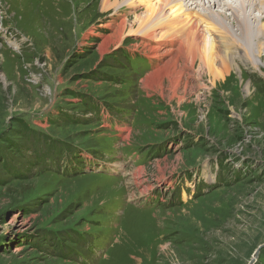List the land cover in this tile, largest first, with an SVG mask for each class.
Masks as SVG:
<instances>
[{
  "label": "rangeland",
  "instance_id": "1",
  "mask_svg": "<svg viewBox=\"0 0 264 264\" xmlns=\"http://www.w3.org/2000/svg\"><path fill=\"white\" fill-rule=\"evenodd\" d=\"M131 1L111 0L104 10L103 0H0V149L9 165L29 176L17 179L0 155V264H249L260 246L255 264H264V37L252 28L240 36L238 27L228 25L242 45L252 40L250 53L257 56L246 61L233 53L238 66L216 81L197 72L198 62L196 74L187 75L188 84L183 80L174 97L168 76L162 88L145 79L170 60L169 48L177 44L129 34L138 27L135 13L145 8ZM258 1L253 26L264 24L254 17L264 16ZM125 19L123 35L109 43ZM148 44L162 49L154 54ZM123 47L146 61L140 85L163 105L141 118L147 130L131 116L138 99L110 80L89 77L96 69L103 72L105 58ZM134 79L139 86L136 75L127 80V90ZM23 119L56 141L82 145L76 149L84 152L85 170L120 177V186L101 190L93 174L68 176L65 155L60 170L30 169L22 155L35 159V153ZM148 119L160 126L154 129ZM102 130L116 149L96 159L88 150L101 143ZM152 145L159 156L142 162L133 155ZM72 225L102 231L92 243L78 242L84 257L74 252L71 260L58 259L43 240L46 231Z\"/></svg>",
  "mask_w": 264,
  "mask_h": 264
},
{
  "label": "bare ground",
  "instance_id": "2",
  "mask_svg": "<svg viewBox=\"0 0 264 264\" xmlns=\"http://www.w3.org/2000/svg\"><path fill=\"white\" fill-rule=\"evenodd\" d=\"M221 1L140 0V5L145 6V8L142 13H135L136 26L138 25V27L137 29L131 28L129 34L140 32L145 37L144 41L152 39L159 45H162L160 41L163 40L169 46L173 45V42L177 44L175 49L172 48V51L169 48L170 60L167 59L164 66H161L145 79L148 86L155 85L162 88L165 76H168L171 81V92L174 94V97H177L181 82L185 80V84H188L189 81L186 80L187 75L191 78L196 74L195 67L198 62L197 72L202 70L205 75L211 76L212 80L216 81L221 76H224L225 73L228 74L235 66H238L236 63L237 58L234 59L233 53H236L246 61L251 58L252 61V55H256L254 50L250 53L252 40H249L247 45L244 46L228 33L226 27L230 24L238 27L240 32L237 34L240 36L245 35V28H252L257 38L260 39V33L264 37V24L258 23L254 26L251 24L257 0H244L243 2L240 0V4L236 3L237 5ZM258 4L264 5V0H259ZM110 6L111 0H103L104 10ZM215 7L218 8L216 11L211 9ZM198 8H203L205 11ZM241 12L243 13L242 15ZM229 16H232V18ZM254 17L257 19V22L259 18L263 22L264 16ZM227 20H229V23ZM126 24L127 19L120 22L115 34L110 37L109 43H114L121 38L126 29ZM238 29L235 31H238ZM147 46L151 50H155L154 54L158 53L157 49H162L161 46H150L149 44ZM106 47L107 45H105ZM262 52L263 46L260 45L257 53L259 58L262 56ZM156 57L163 59L164 56L156 55ZM180 61L185 62L182 69L179 67ZM254 67L259 69L257 65ZM197 76H199V79L202 78L199 73ZM214 81H212L213 85H215ZM261 89L263 90L264 87ZM179 97L185 98L184 95H180Z\"/></svg>",
  "mask_w": 264,
  "mask_h": 264
},
{
  "label": "trees",
  "instance_id": "3",
  "mask_svg": "<svg viewBox=\"0 0 264 264\" xmlns=\"http://www.w3.org/2000/svg\"><path fill=\"white\" fill-rule=\"evenodd\" d=\"M125 46V45H124ZM122 47V46H121ZM112 56H107L105 58V66L106 68L103 72H100L101 69H96L89 73V77L91 78H104L106 81L110 80L112 84H115L120 87V91L126 96H132L129 98L138 99L130 109L131 116L133 117L135 126L140 129H145V120H141L142 117H145L146 114L150 113H158L157 111L163 106L160 105L161 101H158L157 96L155 94H149L143 89L140 85V77L142 76L143 67L146 65V61L141 58H136L128 52L125 47L119 48L115 52L111 53ZM123 71V72H122ZM95 72L101 73V76L92 77ZM107 77H103V76ZM138 76L139 79V86L137 85V81L134 79V83L130 87L129 90L126 89L124 86L127 80L132 79L135 76ZM115 88V87H114ZM114 101V100H113ZM160 102V103H157ZM113 103H109L111 106L114 105ZM120 107H117L116 112H121L122 105L119 104ZM92 108H96L99 110V107L92 104ZM154 125V129L158 128L160 124L156 121L148 119ZM20 124L24 128V135L26 139H30L32 143V151L35 153V159H27V155L24 152L22 155L28 163H30V169L34 171H38L41 173H46L52 171L49 169L50 167L55 166L60 170V158L67 156L70 159L71 167L69 169L68 166L65 171L68 173L67 175L70 177L73 176H81L85 174H93L96 176V187L101 190H110L111 188H116L115 186H120L119 182L122 181L120 177H114L113 175L104 172H96L94 169L87 172L85 170V160L82 159L81 155L84 153L83 151L76 149L82 148V145L72 146L71 143L63 140V141H56L54 137L44 132H36L32 130V128L28 125V122H25L24 119L20 121ZM136 130V129H135ZM151 130V129H150ZM105 131V130H104ZM97 135V139L101 140V143L98 144L97 147L91 146L88 150L89 153L93 154L96 159H101V157L105 156L107 151L113 150L115 151L116 147L113 145V138L107 136L109 133H105L99 131ZM105 145L107 147H105ZM13 147V146H12ZM25 147V146H24ZM23 147V148H24ZM14 148V147H13ZM21 148V149H23ZM20 151V149H19ZM160 149L157 146L152 145L151 147H147L144 149H137V151L133 152V155H138V159L142 158L145 162L149 160L151 157L159 156ZM0 155L2 156V163L4 164L5 168L10 171V173L15 175L17 179H25L28 176L27 173L19 170L15 165H9V158L7 153H3L0 149ZM65 155V156H64ZM70 155V157H69ZM134 160H136V157ZM13 162H15V158L12 157ZM51 161L54 162V165L51 164ZM138 161V160H137ZM83 166V167H81ZM37 167L39 170H37ZM71 172V173H70ZM54 175V174H53ZM61 175V174H60ZM65 175V174H64ZM101 177L103 179L99 180ZM99 180V181H98ZM112 195H115L114 192ZM197 195H200L198 192ZM196 195V196H197ZM26 211V209H25ZM85 220H89V218L84 217ZM91 232H87L83 229H79V226L72 225L71 227L65 228L62 231H59L56 228H49L46 231V235L44 236L45 243H48L50 246L51 251L54 252L55 257L58 259H66L69 257L70 260L75 258L76 255L74 252H77L79 255L84 257L81 250L77 249L76 246L79 241H83L84 243H92L94 241V233L101 232L96 230H90ZM115 235V233H114ZM113 235V237H114ZM37 246V241L32 242ZM74 247V248H73ZM109 251V250H108Z\"/></svg>",
  "mask_w": 264,
  "mask_h": 264
},
{
  "label": "water",
  "instance_id": "4",
  "mask_svg": "<svg viewBox=\"0 0 264 264\" xmlns=\"http://www.w3.org/2000/svg\"><path fill=\"white\" fill-rule=\"evenodd\" d=\"M261 248H262V246L258 247V249L255 251L254 257L252 258V260L250 261L249 264H255L256 263L258 256L260 254Z\"/></svg>",
  "mask_w": 264,
  "mask_h": 264
}]
</instances>
